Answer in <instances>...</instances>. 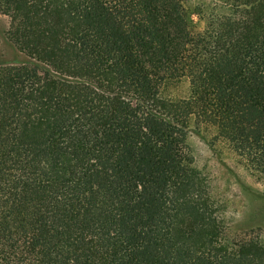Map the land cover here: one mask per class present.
<instances>
[{
  "label": "trees",
  "instance_id": "1",
  "mask_svg": "<svg viewBox=\"0 0 264 264\" xmlns=\"http://www.w3.org/2000/svg\"><path fill=\"white\" fill-rule=\"evenodd\" d=\"M194 6L0 0L28 57L0 61V264H264L186 142L214 125L264 180V0Z\"/></svg>",
  "mask_w": 264,
  "mask_h": 264
},
{
  "label": "rangeland",
  "instance_id": "2",
  "mask_svg": "<svg viewBox=\"0 0 264 264\" xmlns=\"http://www.w3.org/2000/svg\"><path fill=\"white\" fill-rule=\"evenodd\" d=\"M190 9L194 5L203 7L207 13L212 11L220 0H185ZM198 27L203 22L197 19ZM9 17L0 13V61L27 60L7 36ZM189 81L174 82L168 86L166 95H182L189 90ZM187 135V145L194 162L205 178L207 190L224 208L227 223L233 229L248 227L264 228V180L247 167L245 160L235 153L222 139L215 137L216 127L209 124L203 132L193 127ZM195 129V130H194Z\"/></svg>",
  "mask_w": 264,
  "mask_h": 264
}]
</instances>
